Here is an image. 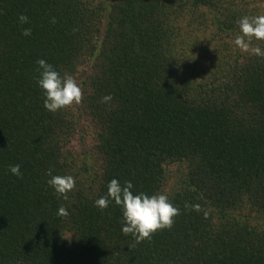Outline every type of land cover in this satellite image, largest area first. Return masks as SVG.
I'll use <instances>...</instances> for the list:
<instances>
[{"label": "trees", "instance_id": "trees-1", "mask_svg": "<svg viewBox=\"0 0 264 264\" xmlns=\"http://www.w3.org/2000/svg\"><path fill=\"white\" fill-rule=\"evenodd\" d=\"M246 15L264 0H0V264H264V56L234 44ZM38 59L76 79L79 105L44 107ZM49 170L75 178L67 201ZM112 179L166 194L174 226L124 235L120 206H94Z\"/></svg>", "mask_w": 264, "mask_h": 264}, {"label": "clouds", "instance_id": "clouds-1", "mask_svg": "<svg viewBox=\"0 0 264 264\" xmlns=\"http://www.w3.org/2000/svg\"><path fill=\"white\" fill-rule=\"evenodd\" d=\"M21 24L27 23L29 18L21 14L18 16ZM55 23V18L52 19ZM240 34L234 39L237 48L244 52H251L257 56H264V51L259 47H250L253 39L264 41V15L244 16L238 22ZM22 35L30 36L31 28L22 31ZM37 71L40 73L37 84L45 95L44 107L50 112L79 105L83 99V89L76 79L69 74L61 76L53 66L43 59L36 61ZM113 97L111 94L101 98L102 103H110ZM9 171L22 178L20 165H10ZM47 175L51 177L47 183L63 200H68V193L76 187V180L71 175H52L49 170ZM133 184L125 181L122 186L117 179H112L107 185V193L94 201V206L105 210L109 203L114 201L122 209V233L131 235L136 244L145 240L150 241L157 231L171 229L175 223V217L180 215V209L174 206L166 194L158 193L147 195L145 193L133 194L131 191ZM185 208L199 211V205H189L185 203ZM58 216L67 217L69 212L61 205L58 208ZM134 248L135 244L129 245Z\"/></svg>", "mask_w": 264, "mask_h": 264}, {"label": "rangeland", "instance_id": "rangeland-1", "mask_svg": "<svg viewBox=\"0 0 264 264\" xmlns=\"http://www.w3.org/2000/svg\"><path fill=\"white\" fill-rule=\"evenodd\" d=\"M173 170L175 171V167H173ZM174 174H175V177L172 178L170 184H173V183H175V182L177 181V178H178V177H177L176 175H179V174L176 173V172H175Z\"/></svg>", "mask_w": 264, "mask_h": 264}]
</instances>
